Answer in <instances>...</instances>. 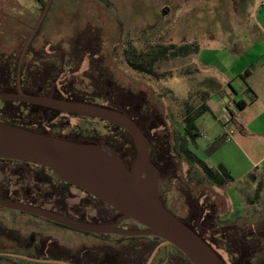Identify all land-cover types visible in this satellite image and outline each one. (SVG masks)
Wrapping results in <instances>:
<instances>
[{
	"label": "rangeland",
	"instance_id": "obj_1",
	"mask_svg": "<svg viewBox=\"0 0 264 264\" xmlns=\"http://www.w3.org/2000/svg\"><path fill=\"white\" fill-rule=\"evenodd\" d=\"M95 1L53 0L30 50H41L46 46L52 51L80 44L90 45L93 49L108 46L111 50L109 58L103 61L99 57L93 58L88 64L96 70L110 68L116 91H119V87H128L133 92L140 91L150 95L136 96L135 99L140 100L142 106L147 108L144 120L149 121L150 136H156L162 142L172 144L174 137L183 135V102L188 96L196 92H207L213 96V102L210 103L213 112L204 114L196 121L201 134L196 139L198 147L191 144L188 147L209 167H215L219 159L229 164L235 163L236 170H232V174L237 176L224 188L215 190L205 187L200 190L204 193L215 191L225 196L220 204L221 223L218 224L223 229H211V233L206 236L212 234L220 238L234 237L235 239H231L235 248L240 243V247L245 250L244 256L255 255L253 264H264V192L256 204L248 201L252 200L255 184L263 174L264 132L250 128L241 130L239 127L243 118L254 119V113L258 114L264 109V7L261 6L264 0ZM37 2L38 0H0L2 62L11 55L12 59L19 56L44 7L41 2ZM128 44L139 51H147L158 44H193L198 46V52L178 57L172 51V60L156 64L158 78H155L137 73L127 66L123 52ZM88 64L84 63L83 68ZM72 78L70 76L66 80L71 81ZM75 84L76 88H85L79 80ZM57 85L56 94L59 97H81L60 96L72 95L75 90H68L61 83ZM243 91L256 99L246 111L234 112L228 126L222 127L223 119L216 114L220 103H229L230 96H235V93L245 96ZM217 99L220 103L216 105ZM0 111L7 114L12 112L4 109L1 102ZM57 121L59 123L56 126L63 129V133L66 132L65 127L77 125L86 127L89 131L106 129L95 121L82 122L84 120L65 115L59 116ZM230 131L232 135H228V141L232 142L233 152L227 154L222 151L217 155L218 148L211 150L213 144ZM226 142L224 139V143L220 145L225 146ZM259 165L260 168L254 170ZM180 169L184 175L188 166L180 165ZM189 170L195 172L193 167ZM195 177L198 178L197 175ZM0 216L4 221H10L15 216L18 219L29 217L27 214L2 209ZM200 232L203 233V230L200 229ZM63 235L83 243H91L94 238L70 230ZM246 238L253 239L254 244L241 245ZM127 240L129 239H123ZM210 243L225 264H233V258L229 254L232 247L226 246L224 249L216 241ZM252 246H256V249L248 254V248ZM259 259L261 260L258 261ZM237 260V264H242L241 257ZM184 261L182 256L176 254L173 264H184Z\"/></svg>",
	"mask_w": 264,
	"mask_h": 264
},
{
	"label": "flooded vegetation",
	"instance_id": "obj_2",
	"mask_svg": "<svg viewBox=\"0 0 264 264\" xmlns=\"http://www.w3.org/2000/svg\"><path fill=\"white\" fill-rule=\"evenodd\" d=\"M95 2L102 4L98 1ZM31 43L22 57L20 70H18V62L22 49L16 59L15 57L12 59V55L8 59L7 57L4 59L3 64L7 63V65L0 66V92H17L18 82L20 90L27 95L65 99L56 94L57 83L67 86L68 90L73 88L75 91L72 95L62 94L60 96H81L75 100L82 99L84 101L81 102L102 105L123 112L137 124L147 137L149 141L148 153L150 150L152 152L149 156L150 159L154 158V161H158L155 158V152L161 141L156 136H150L149 121L144 120L147 108L142 106L140 100L135 99L136 96L150 95L140 91L133 92L128 87H119V91H116L113 87L110 68L96 70L88 64L93 58L99 57L101 61L109 58L111 50L108 46L93 49L90 45L80 44L49 51L46 46L41 50H30ZM84 63H87L88 66L83 68ZM70 76L73 77L72 80L67 81L66 79ZM77 80L80 81V84L85 85L84 89L75 87ZM66 100L73 101L74 99ZM13 104L21 110L20 112L26 113V104ZM55 112L54 115H47V118L51 120L48 124L43 123L38 128L46 133L45 135L63 140L107 145L122 157L126 164L131 165L132 152H125L124 149L128 147L129 143L132 144V141L122 129L114 128V125L97 119L68 116L65 113ZM61 115L84 120L82 122L91 119V121L102 124L106 129L89 131L87 128L77 125L72 128L65 127L66 132L63 133L64 130L56 126L59 123L58 117ZM54 121H56L55 124H53ZM155 142L158 145H155ZM162 178L161 187L172 179L164 176ZM183 185L178 182L177 176H175L171 193L165 191L164 188V190L161 189V200L165 208L198 234L222 261L224 259L214 249L211 241H216L224 249L226 246L232 247L229 254L233 258H231L233 264H237V258L240 257L243 260L242 264H253L255 255L244 256L245 250L240 247V243L239 246H236L237 248L234 247L232 242L234 237L230 236L232 239L229 236L220 238L212 234L206 236L211 233V229H223L222 225H218L221 223L219 212L220 204L223 201H220L212 192L194 191L183 188ZM0 198L87 223H118L117 228L125 230L143 228L132 220H122V215L116 210L76 187L58 180L48 168L28 162L0 159ZM0 209L29 216L26 219H18L19 217L15 216L10 221H4L0 216V264H173L176 254L182 256L173 247L162 246V240L150 236L131 237L128 238L129 240L123 241L126 237L81 233L29 213L2 207ZM211 212H214L212 216H210ZM200 229L203 230V233L200 232ZM69 230L94 236L93 242L83 243L65 237L63 234ZM260 241L262 242V240ZM234 242L236 243V241ZM247 243L252 245L254 240L246 238L242 240L241 245ZM255 249L256 246H252L248 248L247 253L252 254ZM182 258L185 260L184 264H189L183 256Z\"/></svg>",
	"mask_w": 264,
	"mask_h": 264
},
{
	"label": "water",
	"instance_id": "obj_3",
	"mask_svg": "<svg viewBox=\"0 0 264 264\" xmlns=\"http://www.w3.org/2000/svg\"><path fill=\"white\" fill-rule=\"evenodd\" d=\"M53 0L42 12L22 48V57L38 32ZM172 57V56H171ZM18 79V77H17ZM17 92H0V102L21 103L78 117L97 119L122 129L131 138L134 156L130 167L107 145L63 140L0 122V159L28 162L51 170L58 180L111 207L143 228L125 230L115 224H94L0 198V207L29 213L81 233L119 237L150 236L176 249L189 264H225L213 249L161 200L160 170L149 155V141L137 124L121 111L93 103Z\"/></svg>",
	"mask_w": 264,
	"mask_h": 264
},
{
	"label": "trees",
	"instance_id": "obj_4",
	"mask_svg": "<svg viewBox=\"0 0 264 264\" xmlns=\"http://www.w3.org/2000/svg\"><path fill=\"white\" fill-rule=\"evenodd\" d=\"M38 1L41 2L42 7L46 3L45 0ZM172 51H174L178 57H187L189 55L196 54L198 52V46L193 44H185L181 46H175L173 44L168 46L158 44L147 51H139L128 44L123 52V58L128 67L133 71L158 78L157 73L155 72L156 64L172 60V58H170ZM1 65L6 66L7 63L3 64V62L0 61V66ZM8 69L7 71H9ZM209 99L210 95L207 92H196V94L188 96V98L183 102L181 120L183 135L178 138L174 137L172 139V144L171 142H162L160 140V145L155 152V158H157L158 161H154V158H152L151 161L160 170L162 177L164 176L172 178L167 182V184L162 185V190L165 189V191L169 193L172 192V183L175 176H177L179 183L184 184L182 186L183 188L192 189L194 191L204 189L205 187L206 189H221L233 181V178L230 176L229 172H227V170L222 165H217L215 167L207 166L204 161L198 158L188 147L189 144L196 146V139L201 136L198 129L196 128V121L204 114L209 112V107L206 104ZM73 101L81 102L84 100L74 99ZM2 105L4 109H10L12 112L7 114L4 111H0V122L41 134L43 132L38 129L40 128V125L43 123L48 124L51 121L50 118H47V115L56 114L55 111L41 109L29 105H26V113L20 112L21 110H19V108H17L13 103L3 102ZM237 105L238 108H240V105ZM25 116L27 119H24ZM87 120L91 121V119ZM113 127L115 128V126ZM223 142V138L218 139V141L213 144V148H211V150H216ZM155 145H158L157 142H155ZM124 151L132 152V162L134 156L132 144L129 143L128 147H126ZM150 153H152L151 150L148 153L149 156ZM180 165L182 167L185 165L188 166V170L184 175H182ZM127 166L130 167L128 164ZM192 167L195 169V172H191L189 170ZM196 175L198 178L195 177ZM263 192L264 172L255 184L252 200L248 199L250 204H256ZM212 193L224 201L225 196L223 194H217L215 191ZM213 214L214 212H211L210 216Z\"/></svg>",
	"mask_w": 264,
	"mask_h": 264
},
{
	"label": "crops",
	"instance_id": "obj_5",
	"mask_svg": "<svg viewBox=\"0 0 264 264\" xmlns=\"http://www.w3.org/2000/svg\"><path fill=\"white\" fill-rule=\"evenodd\" d=\"M242 94L245 96H238V94H236V93H235V96H230V102L225 104V105L220 103V101H218V99H217L218 102H216V105L219 103H220V105L218 107L219 111H217L216 114H218L219 118L223 119V121H221L222 127L223 126L225 127V124H227V126H228L229 120H231V118L233 117L234 112H237V113L240 112L241 113V112L246 111L248 109V107L250 105H252L253 101L256 99L253 96H249V93L246 94L245 91H243ZM212 98H214V97L210 95V99L206 102L207 106L209 107V112H211V113L213 112L211 109V106H210V103L213 102ZM237 104L240 105V108H238ZM254 114H255L254 119H247L246 120L245 118H243L242 121H240L239 127L241 130H246L247 128H250L251 130H254V131L264 132V109L261 112H258V114H256V112ZM227 115L229 117H227ZM196 128L198 129L197 126H196ZM198 131H199V129H198ZM199 133H200V131H199ZM228 135H232V133L231 134L229 132H228V134L224 133L223 138L227 142L225 143V146L220 145L222 147L221 148L218 147V151L216 152L217 155H219V153H221L222 151L227 153V154H231L233 152L232 150L234 147L232 145V142L228 141V138H229ZM196 146L198 147L197 143H196ZM217 165H222L227 170V172H229V174L232 178H235L237 176L235 174H232V170L233 171L236 170L235 163L229 164L227 161H225L223 159H219V160H217V162L215 163L214 166H217ZM262 167H263L262 172H264V166H262ZM258 168H260V165L256 166L254 170H256ZM254 172H256V171H254Z\"/></svg>",
	"mask_w": 264,
	"mask_h": 264
},
{
	"label": "built area",
	"instance_id": "obj_6",
	"mask_svg": "<svg viewBox=\"0 0 264 264\" xmlns=\"http://www.w3.org/2000/svg\"><path fill=\"white\" fill-rule=\"evenodd\" d=\"M262 7H264V1L263 3L261 4ZM227 126V124H225V127ZM230 134L232 133L231 131L229 132Z\"/></svg>",
	"mask_w": 264,
	"mask_h": 264
}]
</instances>
